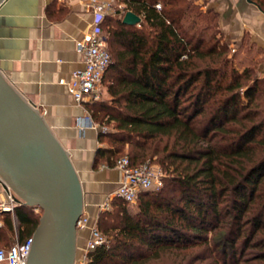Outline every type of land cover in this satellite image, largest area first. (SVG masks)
<instances>
[{"label": "trees", "instance_id": "16d2710c", "mask_svg": "<svg viewBox=\"0 0 264 264\" xmlns=\"http://www.w3.org/2000/svg\"><path fill=\"white\" fill-rule=\"evenodd\" d=\"M121 1L140 21L101 22L111 62L105 97L88 109L112 129L100 132L106 146L96 159L156 161L167 175L161 188L138 193L134 209L113 197L99 212L107 242L86 264H147L198 244L216 264H264V77L256 65L235 66L213 9L196 0ZM1 215L6 243L32 235L40 216L24 203Z\"/></svg>", "mask_w": 264, "mask_h": 264}, {"label": "crops", "instance_id": "0c3cea01", "mask_svg": "<svg viewBox=\"0 0 264 264\" xmlns=\"http://www.w3.org/2000/svg\"><path fill=\"white\" fill-rule=\"evenodd\" d=\"M87 0H3L0 4V71L43 116L54 136L68 151L82 190L83 212L97 222L103 205L113 198L121 171L96 159L101 123L89 102L73 99L61 79L83 65L76 42L93 19ZM218 15L223 39L233 46L234 62H257L264 77V9L253 0H201ZM104 88L102 87V94ZM89 117L91 122L86 121ZM0 178V203H9ZM110 207V206H109ZM1 224V223H0ZM88 229H77L76 250Z\"/></svg>", "mask_w": 264, "mask_h": 264}, {"label": "water", "instance_id": "95a60500", "mask_svg": "<svg viewBox=\"0 0 264 264\" xmlns=\"http://www.w3.org/2000/svg\"><path fill=\"white\" fill-rule=\"evenodd\" d=\"M3 0H0V4ZM137 24L127 10L122 18ZM68 151L0 71V178L16 200L41 209L26 264H73L82 190Z\"/></svg>", "mask_w": 264, "mask_h": 264}, {"label": "built area", "instance_id": "2783aa9c", "mask_svg": "<svg viewBox=\"0 0 264 264\" xmlns=\"http://www.w3.org/2000/svg\"><path fill=\"white\" fill-rule=\"evenodd\" d=\"M113 1L87 0L85 2L93 13V19L86 32L76 42L78 50L83 55V65L72 70L67 80L61 79L70 95L77 102L90 103L102 98L103 74L111 62V55L106 46V37L101 29V22L105 16L112 14ZM155 7L160 9L161 2L157 1ZM126 11H121L119 8L117 12L115 10V14L123 18ZM86 121L91 122L89 117L86 118ZM101 131H108V127L101 125ZM115 167L121 171V177L112 196L119 197L128 204L135 203L140 191L153 189L154 183L159 181L157 171L149 163L132 166L126 155L117 160ZM8 196L10 202L0 203V213L7 210L12 211L15 205L21 203L16 200L15 195L9 189ZM109 206L110 200H107L103 208L107 209ZM37 208L34 207L35 210ZM83 228L88 229V236L82 246L77 248L79 252L76 253L73 264H86L88 252L107 242V238L98 228L97 222L89 224L88 216L82 211L76 221V229ZM32 240L33 235L27 236L22 241L14 237L7 245L0 246V264H26Z\"/></svg>", "mask_w": 264, "mask_h": 264}, {"label": "rangeland", "instance_id": "374dc122", "mask_svg": "<svg viewBox=\"0 0 264 264\" xmlns=\"http://www.w3.org/2000/svg\"><path fill=\"white\" fill-rule=\"evenodd\" d=\"M196 2L201 6V8L203 10H205L206 8L202 7L203 6V1L201 0H196ZM121 9V11L125 10V4L121 1V0H114L112 2V14L111 16H117V14H115V10L117 12L118 9ZM118 17V16H117ZM139 26V25H138ZM219 28V25H218ZM106 35V33H105ZM222 40L223 36L222 33L220 32V28H219V32L217 34ZM233 46H230V54H232V49ZM235 66L241 70L242 68L249 66V65H256L257 67V62L256 63H252V64H248V65H240L238 64V62H234ZM255 74L257 76H260V74L258 75L257 73V68L255 71ZM104 81L102 79V87L105 88L104 86ZM105 97V93L103 92L102 94V98ZM108 127V130L112 129L111 125H106ZM149 162V161H148ZM156 171H157V175H158V182H155L153 185V189H158L161 188L163 186V177L165 175H167L166 171L163 170L161 164H159L156 161L150 162L149 163ZM157 187V188H156ZM152 188L150 190H153ZM130 208L134 209L136 206V202L135 203H131L128 204ZM34 212L38 213L39 215L41 214V209L37 208L36 210L34 209ZM2 213V212H1ZM1 213H0V221H1ZM208 236L212 235V232H208L207 233ZM12 239H14V236H11L10 240L6 243L4 241L0 242V246H4L7 245ZM207 246H204L203 244H198V245H192L190 247H188L185 250H173V251H166V252H162L160 254L159 258L156 259H151L147 262V264H216L214 257L215 255H213L214 253L211 254V252L206 249ZM79 251H77L78 253Z\"/></svg>", "mask_w": 264, "mask_h": 264}]
</instances>
